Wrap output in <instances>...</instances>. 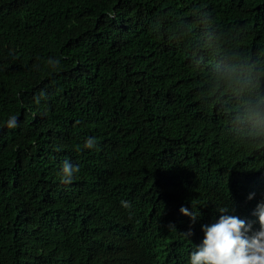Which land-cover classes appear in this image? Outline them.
<instances>
[{"label":"trees","instance_id":"1","mask_svg":"<svg viewBox=\"0 0 264 264\" xmlns=\"http://www.w3.org/2000/svg\"><path fill=\"white\" fill-rule=\"evenodd\" d=\"M263 100L264 0H0V264L217 250Z\"/></svg>","mask_w":264,"mask_h":264},{"label":"clouds","instance_id":"2","mask_svg":"<svg viewBox=\"0 0 264 264\" xmlns=\"http://www.w3.org/2000/svg\"><path fill=\"white\" fill-rule=\"evenodd\" d=\"M253 102L257 104H250L253 110L250 109L249 117L241 120L236 127L241 130L248 124L253 133L264 137V100ZM239 195L245 204V211L240 213L238 220L227 223L232 210L221 209L215 210V216L206 222L215 224L218 220L224 228L225 241L215 251L210 245L195 243L192 247L188 237L190 230L185 229L183 222L181 242L190 246L187 264H264V172L251 174L239 188ZM177 212L183 215L181 211Z\"/></svg>","mask_w":264,"mask_h":264}]
</instances>
